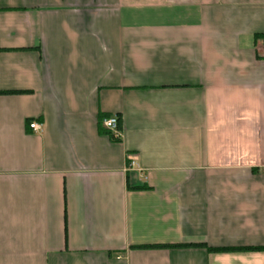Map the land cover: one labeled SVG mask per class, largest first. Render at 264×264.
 <instances>
[{
	"label": "crops",
	"instance_id": "0c3cea01",
	"mask_svg": "<svg viewBox=\"0 0 264 264\" xmlns=\"http://www.w3.org/2000/svg\"><path fill=\"white\" fill-rule=\"evenodd\" d=\"M263 43L264 0H0V264H264Z\"/></svg>",
	"mask_w": 264,
	"mask_h": 264
},
{
	"label": "built area",
	"instance_id": "2783aa9c",
	"mask_svg": "<svg viewBox=\"0 0 264 264\" xmlns=\"http://www.w3.org/2000/svg\"><path fill=\"white\" fill-rule=\"evenodd\" d=\"M259 52V56L264 59V43L262 46L261 51ZM101 126L103 129H105L109 134L111 135V138L114 140H118L120 138V132H119V123L118 119L115 116H109L105 117L101 121ZM29 128L34 132L41 131V125L36 122H30ZM133 165V162H130V166Z\"/></svg>",
	"mask_w": 264,
	"mask_h": 264
},
{
	"label": "trees",
	"instance_id": "16d2710c",
	"mask_svg": "<svg viewBox=\"0 0 264 264\" xmlns=\"http://www.w3.org/2000/svg\"><path fill=\"white\" fill-rule=\"evenodd\" d=\"M5 93H8V92H5ZM103 118H101L100 122L102 121ZM147 247H155V246H147ZM156 248V247H155Z\"/></svg>",
	"mask_w": 264,
	"mask_h": 264
}]
</instances>
